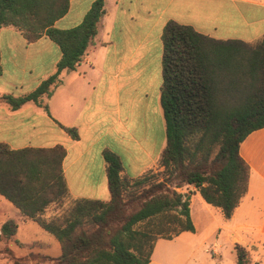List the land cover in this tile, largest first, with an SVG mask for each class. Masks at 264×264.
Masks as SVG:
<instances>
[{"label":"trees","instance_id":"trees-1","mask_svg":"<svg viewBox=\"0 0 264 264\" xmlns=\"http://www.w3.org/2000/svg\"><path fill=\"white\" fill-rule=\"evenodd\" d=\"M69 7L70 0H0V31L13 27L28 43L46 36L62 53L56 72L35 90L0 96L1 103L13 110L29 102L43 106L60 74L76 69L98 34L105 0H96L79 26L55 28ZM162 41L166 147L158 171L128 178L118 157L107 153L110 200H71L65 215L50 216L52 207L70 199L62 167L65 148L14 150L0 144V195L19 210V221L36 222L61 244L59 257L39 255L43 261L149 264L157 240L195 232L192 192H183L185 187L193 186L226 218L247 193L250 169L239 149L251 132L264 128V36L255 43L221 41L170 21ZM64 130L78 138L76 129ZM18 226L14 219L3 223L0 244L25 247L16 238ZM236 251L237 264H250L247 251ZM2 253L21 264L11 247Z\"/></svg>","mask_w":264,"mask_h":264},{"label":"crops","instance_id":"crops-1","mask_svg":"<svg viewBox=\"0 0 264 264\" xmlns=\"http://www.w3.org/2000/svg\"><path fill=\"white\" fill-rule=\"evenodd\" d=\"M95 1L70 0L54 27L79 26ZM170 21L217 40L255 43L264 36V0H105L94 43L75 70L60 74L43 103L48 112L33 102L17 110L0 102V144L14 150L63 146L70 200H110L107 153L118 157L128 178L158 171L166 147L162 35ZM61 56L60 47L46 36L28 43L15 28H2L0 96L32 92L56 72ZM64 128L76 129L78 138ZM239 153L250 176L231 218L191 189L195 232L157 240L149 264H237L236 247L249 253L250 264H264V128L251 132ZM19 218L11 202L1 203L0 227L14 219L17 240L35 246L30 252L61 255L54 236Z\"/></svg>","mask_w":264,"mask_h":264},{"label":"rangeland","instance_id":"rangeland-1","mask_svg":"<svg viewBox=\"0 0 264 264\" xmlns=\"http://www.w3.org/2000/svg\"><path fill=\"white\" fill-rule=\"evenodd\" d=\"M185 188L187 189L186 192L192 191L191 189L195 190V188L193 186L192 187L187 186ZM70 201L71 200L69 198L65 199L63 204L57 210H54V207H52L51 210L49 211L48 215H50V216H54V215L63 216V215H65V213H66L65 211L69 210V208H70ZM7 202H8V200H6L4 197H2L0 195V205H1V203H7ZM12 211L14 213L17 212L16 209L12 210ZM30 225L35 226V227L37 226L36 223H31ZM5 247H11V249L14 250L15 255L17 257L22 258L21 264H59V263L54 262V261H43V259L39 255H36L34 253V251L30 252V248H32V249L35 248L34 245H32V246L25 245V247L20 249L14 243L0 244V251H3V249ZM235 249H232V251L233 252L235 251V259H237V251ZM0 264H14V260L12 258H10L6 253H4V254L2 253L1 257H0Z\"/></svg>","mask_w":264,"mask_h":264}]
</instances>
